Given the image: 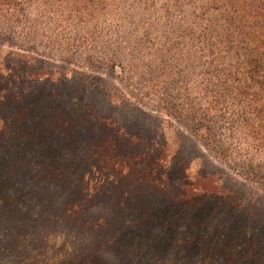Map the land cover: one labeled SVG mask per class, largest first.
Masks as SVG:
<instances>
[{
    "label": "rangeland",
    "instance_id": "rangeland-1",
    "mask_svg": "<svg viewBox=\"0 0 264 264\" xmlns=\"http://www.w3.org/2000/svg\"><path fill=\"white\" fill-rule=\"evenodd\" d=\"M211 1L28 0L0 10V87L93 103L131 135L136 163L162 166L177 188L210 177L216 194L193 191L192 201L245 195L260 220L264 189L233 168L264 167V6L253 18ZM224 8L231 18L215 24ZM252 56L260 63L249 79Z\"/></svg>",
    "mask_w": 264,
    "mask_h": 264
},
{
    "label": "trees",
    "instance_id": "trees-1",
    "mask_svg": "<svg viewBox=\"0 0 264 264\" xmlns=\"http://www.w3.org/2000/svg\"><path fill=\"white\" fill-rule=\"evenodd\" d=\"M27 1L0 0V10ZM223 1L247 7L243 17L264 6ZM228 18L226 8L213 14L215 24ZM79 102L0 87V264H264V216L250 217L249 198L192 201L193 191L216 194L210 177L172 186L162 166L132 160V137L111 116ZM236 167L264 189L263 166Z\"/></svg>",
    "mask_w": 264,
    "mask_h": 264
}]
</instances>
